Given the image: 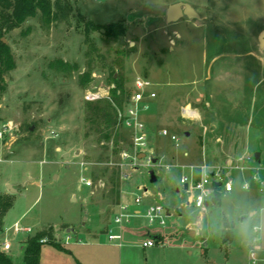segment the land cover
I'll return each instance as SVG.
<instances>
[{
  "label": "rangeland",
  "instance_id": "rangeland-1",
  "mask_svg": "<svg viewBox=\"0 0 264 264\" xmlns=\"http://www.w3.org/2000/svg\"><path fill=\"white\" fill-rule=\"evenodd\" d=\"M68 1V21L43 26L29 19L6 35L14 60L0 91V127L12 124L0 140V200L11 204L0 232V243L9 241L7 254L21 264V243L51 226L70 254L44 244L43 264H245L250 254L226 214L264 205L251 178H264V48H258L264 0ZM177 2L192 6L201 19L167 22V7ZM86 24L93 28L86 31ZM111 24L124 30L118 39L103 37L101 28ZM55 61L74 69L57 72L51 68ZM89 70L91 80L81 87L78 77ZM111 73L127 99L138 80L157 95L144 116L155 164L148 155L131 166L123 159L131 138L120 125L116 153L113 138L102 142L103 149L89 130L86 107L110 102ZM102 87L110 88L109 99H84L87 90ZM185 108L196 118L184 119ZM160 130L177 136L178 143L158 138ZM200 164L219 168L223 180L227 166L246 168L230 171L233 191L225 193L221 184L218 201L203 214L187 204L189 195L179 185L189 167ZM81 177L91 186L81 184ZM244 180L250 191L241 189ZM134 196L143 205L162 204L169 216L163 226L131 219L121 227L119 247L108 240L110 231L118 232L113 215ZM15 224L31 232L16 233ZM147 231L160 239L144 248ZM254 255L264 264V251Z\"/></svg>",
  "mask_w": 264,
  "mask_h": 264
},
{
  "label": "built area",
  "instance_id": "built-area-1",
  "mask_svg": "<svg viewBox=\"0 0 264 264\" xmlns=\"http://www.w3.org/2000/svg\"><path fill=\"white\" fill-rule=\"evenodd\" d=\"M92 78H95V74H92ZM103 88V87H102ZM99 88L95 90H87L84 95V99L88 102H96L104 98L109 99V87ZM157 95L154 90L150 89L148 83L143 81L135 82L134 92L129 96L123 109L117 108L116 119L118 125L121 126L125 131L128 132L131 138V147L122 150L123 159H129L130 166L133 164L132 161H136L137 156L140 154L148 155V162L153 159V150L149 147L148 141V130L144 121L145 113L149 110V104L156 99ZM182 116L184 119L193 120L195 114L185 108L182 110ZM12 130V124L6 123L0 127V140L5 132ZM158 135L162 138H168L175 144L178 143L179 139L175 135H170L166 130H160ZM159 160L156 159V163ZM132 163V164H131ZM123 168V167H122ZM167 171L171 169V166L165 167ZM197 169L199 171L198 178L194 177L193 171ZM229 170L226 173L224 180L220 177L219 168L213 169L205 164L199 166H190V172L187 175H183L179 179V185L189 195V204L194 205L202 214L207 212V206L215 196V192L219 193L220 186L223 184V190L225 193H231L233 191V180L231 177V170L243 171L245 167H232L227 166ZM252 181L256 184L259 193L264 194V178L259 177L257 174L251 176ZM80 183L85 187H90L91 182L84 177L80 178ZM216 186V188H215ZM251 183L244 180L241 189L244 191L251 190ZM146 192V191H145ZM142 204V197L134 196L133 203L120 202L115 209L113 215V224L117 228L118 232H109L108 240L110 242H116L117 245H121L122 234L121 227L123 224L129 223L133 218H143L146 220L148 225L158 224L163 226L165 219L168 217L167 211L162 204H151L143 210H138ZM14 231L16 233L25 231L20 228L17 224L14 225ZM70 238L66 237V241ZM41 242H44L42 240ZM156 241L148 239L142 243V246L152 247ZM9 245L8 240H4L1 243L0 249L5 251V248ZM255 255H250L245 264H257Z\"/></svg>",
  "mask_w": 264,
  "mask_h": 264
},
{
  "label": "trees",
  "instance_id": "trees-1",
  "mask_svg": "<svg viewBox=\"0 0 264 264\" xmlns=\"http://www.w3.org/2000/svg\"><path fill=\"white\" fill-rule=\"evenodd\" d=\"M72 14L73 7L68 0H0V91L3 89V76L14 68L11 47L8 43L3 42V39L6 40V35L20 28L29 19L38 18L43 26H50L52 23L68 21ZM89 26L93 28L90 24H86V31L90 28ZM101 29L103 37L107 39H118L124 33L123 28L119 24L107 25ZM51 68L63 73H70L74 69L63 61H55ZM90 70L78 77L81 87H85L91 80ZM109 80L114 85V88L110 90V102H106L103 105L100 103L88 104L85 119L89 124V130L96 137L95 141L97 144L108 142L112 138L116 141V149L114 151L116 153L119 150L117 141L120 136L115 130V126L118 123L113 105L118 106L122 110V105L127 101V94L122 83L113 78V73L110 74ZM102 148L107 149L103 144ZM213 201H218L217 191ZM10 207V203L0 200V232L3 230V217ZM42 240L44 242H41ZM44 244L70 254L69 250L55 240L53 228L49 226L37 231L21 243V264H39L41 248ZM0 264H14L1 249Z\"/></svg>",
  "mask_w": 264,
  "mask_h": 264
},
{
  "label": "clouds",
  "instance_id": "clouds-1",
  "mask_svg": "<svg viewBox=\"0 0 264 264\" xmlns=\"http://www.w3.org/2000/svg\"><path fill=\"white\" fill-rule=\"evenodd\" d=\"M226 218L230 230L238 234L241 245L248 254L264 251V205L243 211L236 209L227 213ZM224 226L222 223L221 228Z\"/></svg>",
  "mask_w": 264,
  "mask_h": 264
},
{
  "label": "water",
  "instance_id": "water-1",
  "mask_svg": "<svg viewBox=\"0 0 264 264\" xmlns=\"http://www.w3.org/2000/svg\"><path fill=\"white\" fill-rule=\"evenodd\" d=\"M182 17H186L188 19H195V20H200V16L199 14L195 11V9L190 6L187 3H183V2H177L174 4H171L167 7L166 10V21L167 22H175L177 21L179 18ZM3 42H6L3 39ZM258 48L261 50L262 48H264V32H261L259 37H258ZM185 137H189V133H184ZM145 158V154H140L137 156V159H143ZM254 160L257 164L260 163V153H255L254 154ZM151 164H155L156 163V159H151L150 160ZM150 175V182L154 183L156 181V177L153 171L149 172ZM7 189L11 192V193H15L16 191L13 189V187L11 185H7ZM167 211V215L169 216L168 210ZM191 235H194V232L190 231ZM157 238V237H156Z\"/></svg>",
  "mask_w": 264,
  "mask_h": 264
},
{
  "label": "crops",
  "instance_id": "crops-1",
  "mask_svg": "<svg viewBox=\"0 0 264 264\" xmlns=\"http://www.w3.org/2000/svg\"><path fill=\"white\" fill-rule=\"evenodd\" d=\"M158 133H159V131L157 132V137L159 136L158 135ZM159 138V137H158ZM152 149V148H151ZM153 150V153H154V149H152ZM162 157V156H161ZM160 157V158H161ZM185 157H187L186 155H185ZM155 159V158H154ZM201 165V164H200ZM199 166V165H198ZM195 167V166H194ZM194 173V177L195 178H198V176L199 175H197V173H195V172H193ZM249 177H245V179H248ZM5 184L7 185V182H5ZM219 193H220V190H219ZM218 193V194H219ZM213 200V199H212ZM122 202H127V203H130L129 201H126V200H124V201H122ZM212 202V201H211ZM210 202V203H211ZM209 203V204H210ZM187 204H189V203H187ZM208 204V205H209ZM148 205H151V204H146V205H143V202H142V204H141V206L138 208V210H143V209H145ZM6 215V214H5ZM5 217V216H4ZM4 217H3V219H4ZM2 222H3V229H4V221L2 220ZM47 227H49V226H47ZM47 227H44V228H47ZM23 229H25V231H22V232H24V233H30L31 231L28 229V228H23ZM43 229V228H42ZM114 229H116V228H114ZM39 231V230H38ZM116 231V230H115ZM37 232V231H36ZM35 232V233H36ZM34 233V234H35ZM145 236H147L148 238H147V240L148 239H151V237H152V235L147 231V233H146V235ZM157 237V238H156ZM153 238L155 239V241L156 240H159L160 239V236L159 235H153ZM154 239H151V240H154ZM69 241V240H68ZM68 241H65V243H66V246H68V245H70V243H68ZM1 244V243H0ZM76 244V243H75ZM117 245V244H116ZM117 246H119V245H117ZM121 246V245H120ZM119 246V247H120ZM64 248H65V246H63ZM66 249V248H65ZM54 250L58 253V254H61V253H64V252H62V251H59V250H57V249H55L54 248ZM5 253H6V255L12 260V258L7 254V252L6 251H4ZM51 256H50V258H52L53 259V257L54 258H60V257H58L57 255H54V254H50ZM20 257H21V252H20ZM21 260H22V258H21ZM13 261V260H12ZM14 263V262H13ZM15 264V263H14ZM39 264H43V262H42V253L40 254V261H39Z\"/></svg>",
  "mask_w": 264,
  "mask_h": 264
},
{
  "label": "bare ground",
  "instance_id": "bare-ground-1",
  "mask_svg": "<svg viewBox=\"0 0 264 264\" xmlns=\"http://www.w3.org/2000/svg\"><path fill=\"white\" fill-rule=\"evenodd\" d=\"M196 116V115H195Z\"/></svg>",
  "mask_w": 264,
  "mask_h": 264
}]
</instances>
